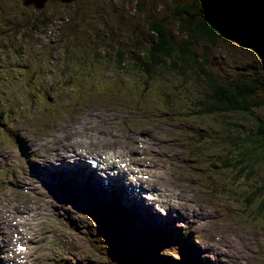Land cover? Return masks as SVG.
I'll list each match as a JSON object with an SVG mask.
<instances>
[{"label":"rangeland","instance_id":"obj_1","mask_svg":"<svg viewBox=\"0 0 264 264\" xmlns=\"http://www.w3.org/2000/svg\"><path fill=\"white\" fill-rule=\"evenodd\" d=\"M26 1L28 0H0V264H111L107 251L100 245V238L96 237L95 223L77 212L80 201L72 203L61 201L58 197L52 199L50 195L60 187L54 180L49 181L41 176V172L50 165L57 166L58 160L67 164L74 163L76 153L84 155L83 161L89 162L88 158H100L111 151H115L114 157L123 158L113 159V164L116 168L123 164L121 168L126 170L127 176L130 170L138 171L136 168L143 165L146 174L151 168L163 173L157 180L150 177L151 181L155 180L173 190L172 196L175 197L176 194L179 203L183 205H179V210L173 212L168 206L160 211L161 207L155 203V213L157 217L163 216L162 223L168 225L169 231L187 232L192 248H197L199 255L207 260L205 264H252L258 259L260 264H264V235L259 231L264 229V215L246 210L245 214L237 205V215L241 217L243 213L249 223L227 218L232 205L218 195H211L200 173L199 158L186 150L187 133L192 129L207 137L205 141L213 142L209 138L212 134L209 126L224 133L220 124L229 122L233 126L234 123H241L243 130L254 131L252 117L264 121V54L250 46L242 47L234 35L225 32L221 33V40L216 44L201 40L194 44L196 56L203 54L208 59L209 66H206V70L209 74L217 75L220 80L230 83L240 77H254L258 80L259 89L253 101L259 104V108L249 115L213 116L218 117L217 119L197 116L199 111L191 106L197 104V90L192 91V84L197 82L194 76L197 71H186L189 77L185 78L184 84L179 83L176 77L166 79L169 86L160 87L161 84L158 83L157 86L156 82H150L148 87L151 90L145 91L148 96L144 95V91L141 94L143 83H138V78L133 76L131 80L124 73H115V77L126 88L135 90L133 86L136 84L140 90L127 96L123 95L127 90L118 91L112 99L96 100L97 97H103L102 94L110 96L109 89L105 87L113 83L112 73L93 70L92 66L84 67L85 72L92 71L91 74L79 72V66L61 72L60 62L64 61L59 50L61 46L77 52L85 44L82 40L84 38L89 39L93 50L107 45V40L122 45L131 43L132 39L143 41L142 47L146 48V39L151 38L147 31L151 21L136 13L129 0H43L42 5L45 6L42 9L35 6L32 0L25 5ZM172 1L174 0H141L147 17L151 16V10L156 4L163 5L158 9L162 11L160 16L169 18L167 28L178 48L183 40L180 36L177 39L179 34L170 18ZM38 18L42 19L39 21ZM49 18L54 22L52 25L57 26H48L36 33L30 29L33 23L45 22ZM62 25L70 29H61L57 33L58 27ZM71 33L80 41L60 45L57 36L63 38ZM61 75L74 77L60 81ZM85 75H92L100 83L95 82L93 87L90 86L87 82L92 80L84 77ZM84 82L88 86L84 95L87 96L90 90L88 96L95 98V102L90 103V110H83L87 113L86 116L79 117L77 111L72 123L67 118L74 114L64 108L54 107L51 110L39 100L42 94L53 88H80ZM97 85L98 92L95 94L93 89ZM177 85L182 89L175 88ZM161 89L163 93H160ZM166 93L170 98L164 96ZM143 96L154 101L139 99ZM115 98H127L130 101L126 102L132 103L141 100L140 104L145 108L132 117L136 121L146 118V122L131 130L126 123L121 125L115 120L110 121L107 114L98 111L115 107L118 102ZM164 98L171 99V105L165 104L164 101H167ZM178 107H183L192 119L187 116L182 121ZM242 117H247V120ZM234 129L243 131L240 128ZM178 130L179 134L176 135ZM236 133L238 132L230 135L226 133L223 138L220 137L215 150L238 148L241 140ZM232 142V147H226L232 145ZM124 155L130 156L129 166L128 162L119 165L122 160L128 161ZM203 156L206 157L204 154ZM234 156L230 154L225 158L230 163L225 164L229 168L227 171L223 173L222 167L212 171L217 172L218 177H225L224 184L230 186V191L236 182L234 175L229 174L236 167H243ZM256 173L264 186V180L260 178L264 175V167H259ZM61 183L65 184L66 189H71L70 182ZM250 185L252 186L251 182ZM44 187H50L54 191L47 193L48 188L45 190ZM75 189H79V186L76 185ZM242 189L247 191L246 188ZM256 196L255 193L254 197ZM172 207L178 209L176 205ZM106 210L110 213L108 218L102 220V231L113 236L117 235L115 228L121 231L128 229L129 237H137L142 225H149L155 230L153 225L160 224L159 219L151 217L148 220L138 213L136 219L130 222V228L125 218L122 220V216H117L108 208ZM97 211L98 208L93 205L91 214ZM182 214L187 218L182 219ZM254 219L261 223L249 221ZM254 236L256 243H252ZM245 240L250 241V244L243 245ZM54 241H58L60 247L55 257L57 261H54L53 256L58 245ZM19 244L27 246L28 250L20 252L17 248ZM237 244L241 245L244 253L239 258L234 256ZM166 249V255L181 261L178 250L171 247Z\"/></svg>","mask_w":264,"mask_h":264},{"label":"trees","instance_id":"obj_2","mask_svg":"<svg viewBox=\"0 0 264 264\" xmlns=\"http://www.w3.org/2000/svg\"><path fill=\"white\" fill-rule=\"evenodd\" d=\"M129 1L131 8L135 10L136 13L145 16L146 20L148 19L151 21L150 26L147 27V31L149 35H151V38L146 39V48L142 47L144 45L143 41H134L131 39V43H123L122 45L114 44L112 41L107 40V45L99 46L93 50L89 45V39L84 38L82 40L85 44H83L77 52L72 51V49L67 50L61 46L59 50L61 51L64 60L60 62L59 70L61 72L65 69L77 68L78 66L79 68L77 70L79 72L88 74H91L92 71L85 72V66H92L93 70L109 71L112 73L113 83L107 84L105 88L109 89L110 96L102 94L103 97H97V100L105 101V97L114 98L118 91L126 92L125 90H127L128 92L123 94L127 96L140 90L136 84L133 86L135 90L126 88L123 85V82L118 81L119 79L115 77V73H124L126 76H129L131 80L133 76L138 78V83H143L141 94L143 95L142 92L144 91V95L148 96L145 91L148 92L151 90V88L148 87L150 86V82H156L155 85L157 86L161 84L160 87L169 86L167 82H165L166 79L176 77L179 79V83L184 84L183 81H186L185 78L189 77L186 71H197V73L194 74L197 78V82L196 84H192L194 86L192 91L195 92L197 90L196 93H198L196 96L197 104L191 105L192 109L195 107L199 111L197 116L217 119L218 117L213 116L235 114L246 115L247 113L249 115L252 111L259 108V104L253 101L256 92L259 89V86L257 85L258 80L256 78L240 77L230 83L220 80V77L217 75L209 74V71L206 70V66H209L208 59H205L203 54L201 56H196L194 53V44L200 40L206 41L205 39H208L211 44H216L217 41L221 40L220 36L222 32L233 33V29L229 24L226 15L227 8H229L231 2L239 4L240 2L243 4L248 3L264 14V0L172 1L170 7L172 16H170V18L176 25L179 34L177 39H179L180 36L181 40H183V43L179 45L178 48L175 46L173 38L167 28L169 18L167 16H160L162 11L158 9L163 7V5L156 4L151 10V16L147 17L145 12L146 8H144V3L142 4L141 0ZM148 5L149 2H147V6ZM41 19L38 18L39 21ZM69 21L70 19H68L67 22L69 23ZM52 23L54 22L53 20L51 21V19L45 22L33 23L30 26V29L35 30L34 33H36V31L47 28L48 26H57L52 25ZM12 26L16 27L15 25ZM61 29L69 30L70 28L62 25L61 27H58L57 33ZM31 35H33L32 31ZM57 37L60 41V45L65 42L70 44L71 41L76 44L80 41L73 33L67 34L63 38L59 35ZM110 39L115 40L116 38ZM242 45L247 47L245 44ZM88 58H91V61H88ZM186 67H188L187 70ZM70 77L74 76L61 75L60 81L64 79L69 80ZM84 77L88 76L85 75ZM88 79L92 80L87 82L92 87L95 82L100 83V80L95 79L92 75H89ZM161 80L164 82H159ZM174 84L177 83L174 82ZM175 88H178L179 90L182 89L179 85ZM85 89H88L86 82L82 83L80 88L68 87L63 89L56 87L50 92L42 94L39 100L44 102V104H47L51 110L54 107L64 108L65 111L72 114L77 111V109L83 110L82 108H85V106L88 105L86 104L87 101L93 99V97L88 96L91 93L90 90H88L87 96L84 95V92H86ZM97 92L98 85L93 89V93L96 94ZM160 93H163L162 89ZM164 96L170 98L168 93ZM139 99L146 102L154 101L153 99H147L144 96ZM164 99L167 101H164L165 104L171 105V99ZM115 100L121 103H116L118 111H113L112 117H117V120H120L123 117L133 115L130 110L122 111V106L131 103L126 102L130 101L129 99L115 98ZM141 100H137L134 107H138ZM153 107L154 106H151V108ZM178 109H180V117L182 118V121L187 116L192 119L191 115L186 113L183 107H178ZM86 110L88 109L86 108ZM79 115L82 116V112H80ZM242 118L245 121L247 120V117ZM252 118L254 121V131L243 130L241 123H234L232 126V123L226 122L225 125L217 123L220 124L219 127L224 128V133H219L216 128L207 125L212 131L209 138L215 143L205 141L207 140V137H203L202 134H197L196 129H192L187 133L188 143L186 147V150L191 155L199 158L200 173L203 176V180L208 186L211 195L214 197L215 195H218L220 198L226 199L232 205V207L229 208L230 211H228L227 218H231L232 220L238 219L245 222H248V219H245L243 213L241 214V217L237 215V205L240 206L239 209H241L242 212L244 211L245 214H247L246 211H251L260 216L264 215V186L259 182V176L256 173L259 167H264V121H261L257 117ZM193 120L197 122L195 119ZM136 123V126L140 125V122ZM234 128H240L243 131H238ZM235 131L238 132L236 134L241 140V144H239L238 148H230L233 146L232 142V145H226V147L230 148L229 150L224 148L215 150V144L220 137L223 138L226 133L230 135ZM178 134L179 130L176 132V135ZM203 154L206 155V157H204ZM230 154L235 155L234 157L239 159V165L243 166L240 167L242 170L239 167H236V169L229 174L234 175V182H236L235 186L231 188V191L229 190L230 186L224 184L225 177H218L217 172L212 173L213 170L219 169L220 167L223 168V173L229 169L225 164L230 163L225 158H228V155L230 156ZM226 178L229 180L228 176H226ZM260 178L264 180V175ZM250 182L252 186L250 185ZM242 188H246L247 191ZM255 193L257 194L256 197H254ZM249 221L261 223V221L256 219ZM115 230L117 235L109 238L110 242L116 241L118 246L117 251L113 256V264H146L149 262V258L147 257L148 239H146L145 243L140 240L135 241L126 235L125 231L119 229ZM259 231L264 235V229L262 230L263 232L261 230ZM254 234H256L255 231ZM252 241L255 242L256 240ZM252 264H260V259H258L256 263L252 262Z\"/></svg>","mask_w":264,"mask_h":264},{"label":"bare ground","instance_id":"obj_3","mask_svg":"<svg viewBox=\"0 0 264 264\" xmlns=\"http://www.w3.org/2000/svg\"><path fill=\"white\" fill-rule=\"evenodd\" d=\"M133 115L135 116L138 114V111L133 110L132 111ZM146 119V118H145ZM141 122H146L144 121V119H140ZM78 152V151H77ZM80 153V152H79ZM83 153V152H81ZM115 151H111L108 154H104L103 156H100V159L103 162V165H106L107 168H105V170L107 171V175L110 176V179L113 182H119L122 186V189L124 191V195L125 197H129V201L126 202V205L129 206L131 204H135L138 206L140 213L143 214L144 216L146 215H151L153 217H157V214L155 213V206L154 204H158L160 207H165L168 206V204H170L172 202V199L169 200L170 195L173 193L171 189H168L166 187H164L163 185H161V183L157 182V181H151L153 177V179H158V176L162 177L163 173L161 171H158L157 169L151 168L149 169V173H145L143 170V166L140 168H136L138 171H134L133 169L130 170L129 175L127 176V172L126 170H123L121 168V166L119 168H116L115 165L113 164V159L115 158H120L123 159L121 156L118 157H114ZM131 155V154H130ZM92 158V157H90ZM124 158L128 159V161H124L122 160V162L119 164L121 165L122 163H127L129 166V160H130V156L129 155H124ZM69 166V171L71 172V179L74 181H80L83 177L82 173H79L76 171V169H74L71 165ZM80 166V165H79ZM54 165H50L48 168H46L45 170H43L42 173V177H44L45 179H50V173L52 172ZM64 167H60L59 170H63ZM89 170H91V168H89ZM109 170H112V172L115 175H121V178H117L114 174H110L108 173ZM40 170H38L39 172ZM139 173L142 175V177L139 176ZM63 175H66L65 171H62ZM118 175V176H119ZM90 176H92L94 178V191L97 193V195H103V197H106L107 195V191L104 190L105 186H99L97 183L98 179H97V174L96 173H92L90 174ZM148 176L149 179L146 180L145 177ZM135 178H137V181H135ZM129 181H131L133 184V189L131 191H129L128 186H129ZM80 184L82 186L85 187L86 184L83 182H80ZM140 188L141 190H145L148 194H150V198L149 200H147L145 195H141L140 192H137L136 189ZM87 189V188H86ZM89 190V189H88ZM154 197L155 203L153 204L151 201V198ZM126 206V207H127ZM129 209L132 208V206L127 207ZM126 209V208H124ZM128 209V210H129ZM252 240H256V237L254 236ZM252 243H256V242H252ZM250 244V241H243V245L247 246ZM224 258H226V255H224ZM222 260H223V255H222Z\"/></svg>","mask_w":264,"mask_h":264},{"label":"water","instance_id":"obj_4","mask_svg":"<svg viewBox=\"0 0 264 264\" xmlns=\"http://www.w3.org/2000/svg\"><path fill=\"white\" fill-rule=\"evenodd\" d=\"M42 1L32 0V3L42 9L45 6L42 5ZM26 4H29V0L25 2ZM226 15L233 33H225L234 35L242 47H245L242 45L245 44L264 54V14L248 3L231 2ZM205 40L208 41V39Z\"/></svg>","mask_w":264,"mask_h":264}]
</instances>
